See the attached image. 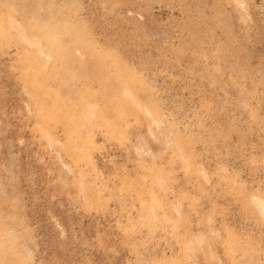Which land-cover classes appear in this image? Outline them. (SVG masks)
Listing matches in <instances>:
<instances>
[{
  "label": "rangeland",
  "instance_id": "rangeland-1",
  "mask_svg": "<svg viewBox=\"0 0 264 264\" xmlns=\"http://www.w3.org/2000/svg\"><path fill=\"white\" fill-rule=\"evenodd\" d=\"M0 264H264V0H0Z\"/></svg>",
  "mask_w": 264,
  "mask_h": 264
}]
</instances>
